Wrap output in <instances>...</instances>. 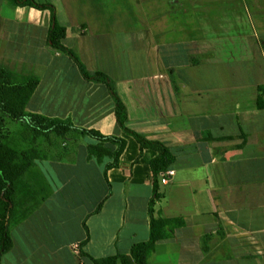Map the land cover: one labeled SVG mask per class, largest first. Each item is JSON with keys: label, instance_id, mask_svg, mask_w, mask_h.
Segmentation results:
<instances>
[{"label": "crops", "instance_id": "obj_1", "mask_svg": "<svg viewBox=\"0 0 264 264\" xmlns=\"http://www.w3.org/2000/svg\"><path fill=\"white\" fill-rule=\"evenodd\" d=\"M36 1L55 3L63 43L86 69L111 77L128 128L174 155L153 210L181 224L147 264H264V0ZM50 24L49 9L0 0V26L26 40L1 59L38 78L25 110L126 145L108 169L112 158H88L96 140L77 133L62 157L36 159L22 180L39 204L10 227L0 264H93L149 238L147 160L157 152L119 128L104 84L48 45Z\"/></svg>", "mask_w": 264, "mask_h": 264}, {"label": "trees", "instance_id": "obj_2", "mask_svg": "<svg viewBox=\"0 0 264 264\" xmlns=\"http://www.w3.org/2000/svg\"><path fill=\"white\" fill-rule=\"evenodd\" d=\"M12 1L36 9L50 10L48 45L54 50L66 53L84 79L104 84L112 97L114 117L119 128L135 138L140 150L151 148L157 152L156 156L147 160L152 184V197L148 206V240L134 244L128 254L92 259L93 264H147L155 242L163 239L181 224L180 219L164 218L155 215L153 210L154 205L163 197L160 191V177L171 168L174 155L161 141L145 138L128 128L126 108L116 92L113 80L103 72H89L79 57L64 45L65 28L57 22L53 4L36 0ZM37 84L38 78L35 75L20 74L7 65L0 64V259L12 246L10 227L25 219L39 204L22 180V175L34 166L36 159L62 157L66 147L60 148L58 140L64 142L72 133H77L96 140L86 147L88 158H95L97 161L104 157L112 158V162L106 164L108 169L120 165L119 157L126 145V141L121 137L104 135L92 128L76 127L68 119L27 112L26 102ZM263 90L264 86H258L256 106L259 108H264V99L261 97ZM10 123L17 124L19 129H11Z\"/></svg>", "mask_w": 264, "mask_h": 264}, {"label": "rangeland", "instance_id": "obj_3", "mask_svg": "<svg viewBox=\"0 0 264 264\" xmlns=\"http://www.w3.org/2000/svg\"><path fill=\"white\" fill-rule=\"evenodd\" d=\"M54 1L56 3H59L56 0H54ZM53 5H55V3ZM54 8H55V6H54ZM56 20L58 21L57 18H56ZM186 22L192 23V27L194 28V26H195L194 20L192 22V20L186 19ZM21 39H22V44H24V42L26 41L25 40V36L23 37V32L20 31L19 29H11V28H8L7 26H0V64H4V62H5V60H2L1 59L2 58L1 56L3 55V53H5L6 51H9V50H12L13 49V46L20 44ZM28 43H29V46L32 47L30 54H32L33 56H35V54L37 52L41 53L40 49H37L36 46H35V44H33V43L30 42V39H29V42ZM14 60L12 62L13 63L12 66L13 67H16L15 64H14L15 63ZM21 69L23 71H27V72L30 71L28 65L22 66ZM9 127L11 129H14V130L19 129V126L17 124L10 123L9 124ZM71 135H74V134L72 133ZM39 141H41V140H39ZM58 142H59L60 148H63L65 146V144H64L65 142L60 141V140H58Z\"/></svg>", "mask_w": 264, "mask_h": 264}, {"label": "built area", "instance_id": "obj_4", "mask_svg": "<svg viewBox=\"0 0 264 264\" xmlns=\"http://www.w3.org/2000/svg\"><path fill=\"white\" fill-rule=\"evenodd\" d=\"M169 174H170V171L169 170H166L160 177V182L161 183H167L168 180H169Z\"/></svg>", "mask_w": 264, "mask_h": 264}]
</instances>
